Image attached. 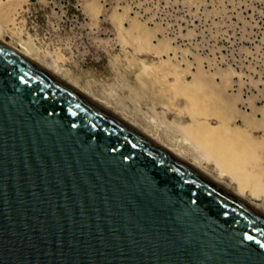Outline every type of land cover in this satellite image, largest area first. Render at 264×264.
<instances>
[{"label":"water","instance_id":"95a60500","mask_svg":"<svg viewBox=\"0 0 264 264\" xmlns=\"http://www.w3.org/2000/svg\"><path fill=\"white\" fill-rule=\"evenodd\" d=\"M0 264H264V218L0 39Z\"/></svg>","mask_w":264,"mask_h":264},{"label":"rangeland","instance_id":"374dc122","mask_svg":"<svg viewBox=\"0 0 264 264\" xmlns=\"http://www.w3.org/2000/svg\"><path fill=\"white\" fill-rule=\"evenodd\" d=\"M0 21L15 25L4 32L7 42L19 46L29 40L43 62L57 58L67 72L61 74L77 79L92 95L109 100L102 103L108 106L110 102L115 110L119 100L128 119L136 117L135 112L146 121L150 113L157 114L156 123L164 124V137L177 135L172 128L175 116L173 111L159 112L161 102L140 83L142 58L169 67L175 74L168 73L173 86L176 77L194 89L204 86L210 92L217 84H226L228 93L237 95L233 102L221 101L237 109L227 119L244 126L239 113L251 112L259 118L247 128L258 142L249 166L264 181V0H0ZM172 93L173 102L178 96L175 104L184 108L187 119L191 116L187 94L175 89ZM152 98L159 107L155 108ZM210 114L200 116L212 123L219 120ZM206 165L216 177L213 163ZM262 198L264 193L253 197L257 202Z\"/></svg>","mask_w":264,"mask_h":264},{"label":"bare ground","instance_id":"6f19581e","mask_svg":"<svg viewBox=\"0 0 264 264\" xmlns=\"http://www.w3.org/2000/svg\"><path fill=\"white\" fill-rule=\"evenodd\" d=\"M14 22L16 21L13 20L12 23ZM13 26L15 25H3L2 23H0V39L6 41L3 38L4 32L7 29H11ZM7 43L10 44L13 48L17 49L19 52L32 58L34 61H37L39 64H42L43 66L49 68L63 81L83 92L91 99L107 107L114 113L118 114L124 120L128 121L130 124L134 125L136 128L140 129L148 136L158 141V143H161L174 151L179 157L188 160L189 163H191L193 166H196L203 173L207 175L214 174L212 171V173H210L208 170H206V168H204L207 167V163H213V167L216 169L218 174H215L217 178L210 175L212 179L218 184L230 190L232 193L240 196L244 200V203H246L264 218V198H262V202H257L255 201L256 199H253V197H261V194L264 193V181H261V178L263 176H259L256 171L249 166L254 158L255 147L257 146L258 142L254 137L249 135V132L247 130L249 123H252L253 120H258L259 118H253V116L250 114L251 112L239 113L238 115L241 116V119H243L244 121V126L233 125L234 123L232 122V120L227 119V116L229 114L237 112V109H233L232 106L228 107L230 104H226V102H233L232 99H236L237 95L228 93L226 84H224V87L217 84L216 87H214V89L212 88L213 90H211L210 92V90L208 88H204V86L194 89L193 87H190V84H188L189 82L187 84H183V78L178 79L175 76L176 80L178 81L173 86L170 85V78H168V73H170L169 67H166V65L164 66L161 62L157 65L148 63V61L146 62V60L142 58L144 73L142 75L140 74V81H142L140 83L144 86V89L145 87L147 88V93L152 89V93H150V95L153 96L154 99H157L159 100V102H161L160 108L158 109L159 112L167 114L173 111L172 113H174L175 116L174 120H172V128H176L175 131L177 132V135L172 138L168 136L163 137L159 129H163L162 127L164 126V124L162 122L156 123L157 114L155 115L150 113L148 115V121L144 122L145 120L142 118V121L137 116V112H135L134 115H136L137 117H132L131 120H129L128 116L126 115L127 111H125L124 108L120 109L121 107L118 108L119 106H116L115 111L114 109L110 108V102H107L108 106L110 104L109 107L105 104L106 101H109L108 99L106 100V97L104 99L97 95H92V92L90 90H88L84 86L79 85L77 79H74L72 77H69L68 79L65 75H63L67 72H65L60 66L57 58L52 63L48 60V62H50L51 64L43 62L40 56H37L36 54L39 52H36L35 46H33V44H31L32 42H30L29 40H23V42L19 43V46H15V44L13 45L10 42ZM44 58L46 57L44 56ZM171 74L172 73H170V76ZM224 82L225 81H223V83ZM174 89L175 91L184 93L185 95L187 94L188 96L187 99H189L190 101V103H188L189 113L191 116L187 119H185V117L188 114L185 116L186 111L184 110V108L175 104L176 99L178 98V96L175 95L176 93H174V95L177 98L175 97V101L173 102V96L171 95V93L174 91ZM218 92H221V94H219ZM213 100L214 103H210ZM101 101L105 102L102 103ZM206 101L209 104L204 106V102ZM221 101L226 102L222 103ZM154 102L155 108L159 107V104L156 101ZM248 102L252 103L250 99ZM116 104L120 103L116 101ZM148 111H150V109H148ZM206 113H212L210 115H216L219 120H217V122L215 123H212L211 121H207L200 116V114H203V117H205ZM192 115L198 116L194 117ZM165 117H167V115ZM261 119L264 121V117H261ZM151 124L153 127H155L156 130L153 129V127L150 128ZM189 157H191L192 159H190ZM224 177H229V180H226Z\"/></svg>","mask_w":264,"mask_h":264},{"label":"crops","instance_id":"0c3cea01","mask_svg":"<svg viewBox=\"0 0 264 264\" xmlns=\"http://www.w3.org/2000/svg\"><path fill=\"white\" fill-rule=\"evenodd\" d=\"M150 92L152 93V89H151ZM117 101L120 102L119 100H117ZM118 105H120V104H116L117 107H118ZM118 108H119V107H118ZM125 108H127V107H125ZM130 112L133 113L132 110H130ZM136 117H137V116H136ZM129 120H131V119H129ZM144 122H146V120H145ZM160 131H161V133H163V132H162V129H161ZM163 137H164V136H163ZM189 158H190V157H189ZM209 172L211 173L210 170H209Z\"/></svg>","mask_w":264,"mask_h":264}]
</instances>
